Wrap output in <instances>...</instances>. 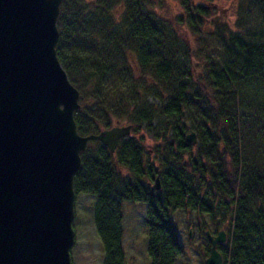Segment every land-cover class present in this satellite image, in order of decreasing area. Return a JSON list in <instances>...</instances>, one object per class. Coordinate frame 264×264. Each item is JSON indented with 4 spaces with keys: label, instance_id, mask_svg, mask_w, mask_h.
<instances>
[{
    "label": "trees",
    "instance_id": "1",
    "mask_svg": "<svg viewBox=\"0 0 264 264\" xmlns=\"http://www.w3.org/2000/svg\"><path fill=\"white\" fill-rule=\"evenodd\" d=\"M94 2L64 0L56 22V56L79 92L77 132L97 134L116 121L161 144L155 161L132 136L114 154L100 144L80 153L73 190L95 199L103 264H126L123 201L146 205L149 264H175L184 254L174 211L215 223L229 216L227 242L217 247L223 264H264V0L238 1L233 25L216 32L218 56L197 57L201 66L143 0ZM121 4L116 24L112 11Z\"/></svg>",
    "mask_w": 264,
    "mask_h": 264
},
{
    "label": "water",
    "instance_id": "2",
    "mask_svg": "<svg viewBox=\"0 0 264 264\" xmlns=\"http://www.w3.org/2000/svg\"><path fill=\"white\" fill-rule=\"evenodd\" d=\"M62 2L0 0V264H71L80 153L91 141L114 153L132 130L78 134L79 92L55 49ZM186 142L196 145L194 133ZM205 238V264H223L224 232Z\"/></svg>",
    "mask_w": 264,
    "mask_h": 264
},
{
    "label": "rangeland",
    "instance_id": "3",
    "mask_svg": "<svg viewBox=\"0 0 264 264\" xmlns=\"http://www.w3.org/2000/svg\"><path fill=\"white\" fill-rule=\"evenodd\" d=\"M85 1L91 5L95 3V0ZM238 1L239 0H143L146 9L151 13L153 18L167 27L169 32L175 34L179 39H182L184 47L186 45L189 49V54L192 56L191 58L195 61V64L200 66L202 64L197 57L202 58L210 55L218 56L221 46L217 39V33L219 30L223 29V25H227L228 27L233 25L236 19ZM185 4L190 7L189 9H194L193 15L195 16L192 17L193 19L188 17ZM123 7L124 6L121 4L113 8L112 13L114 14L116 24L119 23L121 19ZM199 7L204 8L206 12L203 13ZM199 11L201 14L198 13ZM159 101L160 100H157L155 97H149L148 99V102L153 106H159ZM160 119L165 120L164 118ZM182 120L183 123H187L186 136L194 133L195 137H197L188 118L183 116ZM158 122L159 121L156 120L154 126L158 127L163 123ZM165 122L169 124L171 121L168 123L167 121ZM127 126L131 125H127V123L121 124L115 121L112 127L108 129ZM102 130H100L99 133ZM99 133L90 135H98ZM151 135L152 134H149L145 129H140L137 133L132 132V130L130 132V136L141 143L140 145L142 148L150 153L149 160L155 161V151L161 144L153 141ZM97 144L102 146L98 141H91L87 144L85 149H95ZM196 145L192 146L195 147ZM194 152L195 150H193V153ZM156 167H158V164H156ZM121 173L126 174L123 170ZM160 176L161 175L157 176L155 179V182L157 179L159 180V185ZM154 185L155 183L152 186ZM94 201V197L89 195L80 194L75 196L74 221L72 225L75 233V240L70 251L71 264H103L104 252L93 223ZM122 209L124 214L121 223L123 230L122 248L126 264H149L150 261L146 252L148 228L144 224L146 205L143 203L123 201ZM170 219L177 226L179 232L178 236L181 245L184 247V254L178 258L175 264H205V261L209 257L208 251L210 250L208 249L209 245L204 234L209 232L213 235L216 232L227 231L229 227V216L225 217L223 220L217 219L220 224H216L206 216L200 217L193 213L174 211L170 214Z\"/></svg>",
    "mask_w": 264,
    "mask_h": 264
},
{
    "label": "flooded vegetation",
    "instance_id": "4",
    "mask_svg": "<svg viewBox=\"0 0 264 264\" xmlns=\"http://www.w3.org/2000/svg\"><path fill=\"white\" fill-rule=\"evenodd\" d=\"M216 224H220L219 221H217ZM225 225H226V224H225ZM225 225H224V226H225ZM222 226H223V225H222ZM226 226H227V225H226ZM223 232H224V235H225L224 242H223L222 244H218L217 247H218V246H223V245L226 244V241H227V231L224 230ZM218 233H219V232H216V233H214L212 236H213V237H216V236L218 235ZM204 237H205V234H204ZM206 240H207V239H206ZM207 242H208V241H207ZM208 245H209V247H211L209 242H208ZM217 247H216V249H217ZM209 250H210V248H209ZM209 253H210V251H209Z\"/></svg>",
    "mask_w": 264,
    "mask_h": 264
}]
</instances>
